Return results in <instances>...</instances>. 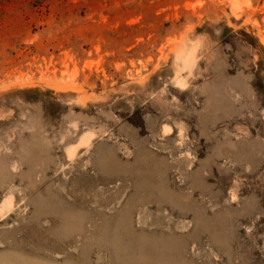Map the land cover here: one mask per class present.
<instances>
[{
    "label": "rangeland",
    "instance_id": "1",
    "mask_svg": "<svg viewBox=\"0 0 264 264\" xmlns=\"http://www.w3.org/2000/svg\"><path fill=\"white\" fill-rule=\"evenodd\" d=\"M0 264H264V0H0Z\"/></svg>",
    "mask_w": 264,
    "mask_h": 264
},
{
    "label": "bare ground",
    "instance_id": "2",
    "mask_svg": "<svg viewBox=\"0 0 264 264\" xmlns=\"http://www.w3.org/2000/svg\"><path fill=\"white\" fill-rule=\"evenodd\" d=\"M83 139V138H82ZM87 141V140H86Z\"/></svg>",
    "mask_w": 264,
    "mask_h": 264
}]
</instances>
